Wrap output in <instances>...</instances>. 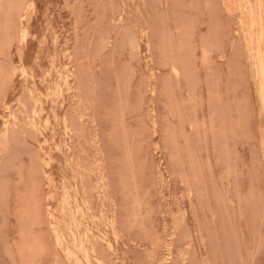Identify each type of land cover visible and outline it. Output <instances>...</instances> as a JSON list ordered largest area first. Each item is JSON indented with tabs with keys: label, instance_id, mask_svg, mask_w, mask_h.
<instances>
[{
	"label": "rangeland",
	"instance_id": "374dc122",
	"mask_svg": "<svg viewBox=\"0 0 264 264\" xmlns=\"http://www.w3.org/2000/svg\"><path fill=\"white\" fill-rule=\"evenodd\" d=\"M0 264H264V0H0Z\"/></svg>",
	"mask_w": 264,
	"mask_h": 264
}]
</instances>
